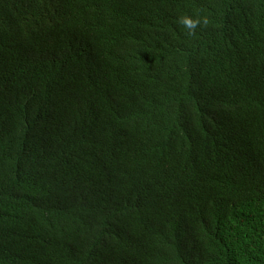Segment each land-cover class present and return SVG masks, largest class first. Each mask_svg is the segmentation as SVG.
I'll return each instance as SVG.
<instances>
[{
  "label": "trees",
  "instance_id": "1",
  "mask_svg": "<svg viewBox=\"0 0 264 264\" xmlns=\"http://www.w3.org/2000/svg\"><path fill=\"white\" fill-rule=\"evenodd\" d=\"M0 264H264V0H0Z\"/></svg>",
  "mask_w": 264,
  "mask_h": 264
},
{
  "label": "clouds",
  "instance_id": "2",
  "mask_svg": "<svg viewBox=\"0 0 264 264\" xmlns=\"http://www.w3.org/2000/svg\"><path fill=\"white\" fill-rule=\"evenodd\" d=\"M181 23L184 24L187 29L189 30V33L191 34L194 32V30L197 28V26L201 23L199 19H192L190 17H183L181 19ZM203 23H207V20L205 19Z\"/></svg>",
  "mask_w": 264,
  "mask_h": 264
}]
</instances>
